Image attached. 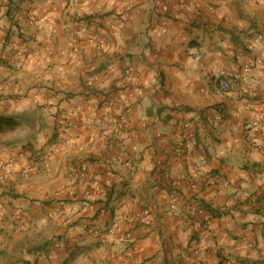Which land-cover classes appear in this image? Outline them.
Listing matches in <instances>:
<instances>
[{
    "label": "crops",
    "instance_id": "1",
    "mask_svg": "<svg viewBox=\"0 0 264 264\" xmlns=\"http://www.w3.org/2000/svg\"><path fill=\"white\" fill-rule=\"evenodd\" d=\"M83 24L101 49L72 43ZM0 36V264H264V0H0ZM197 205L208 239L184 221Z\"/></svg>",
    "mask_w": 264,
    "mask_h": 264
},
{
    "label": "built area",
    "instance_id": "2",
    "mask_svg": "<svg viewBox=\"0 0 264 264\" xmlns=\"http://www.w3.org/2000/svg\"><path fill=\"white\" fill-rule=\"evenodd\" d=\"M242 2H247V0H241ZM28 23H32L33 19L32 16L29 15L28 18ZM83 35H89V38L93 41L94 46L96 48V50H99L102 48L103 46V38L100 37V35L96 32V31H90L89 29V25L88 24H83L81 25L74 33V36L72 38V43H75L81 36ZM13 42H6V40L4 39L3 36H0V50H3L4 47L7 48H12L13 47ZM61 54H64V52H61ZM2 56V55H1ZM200 58V54H197L195 56V59H199ZM16 64H13V66H15ZM250 72H251V66L250 64L246 63L244 65L241 66V68L239 70H236L234 72H227L224 70H219L218 71V75L220 77V88L226 90L229 86V81H245L248 78H250ZM105 109L106 111L110 114V117L108 116V118L106 119V122H112L114 120L113 123V127L117 132H120L123 130L124 125L126 124L127 121V108L123 103V100L121 98H115V99H110L108 101H106L105 103ZM113 118V120H112ZM218 119L221 118V116H217ZM58 126H64L65 128H74L76 127L75 123L72 122L71 120H66L63 117H60L56 120ZM262 127L261 123L259 121L256 120H252L249 121L245 124V129L247 130H259ZM185 128H188V124H185ZM187 137L190 140V142L195 145L196 144V138L195 135L193 134V132H191L190 130H188L187 133ZM258 146L262 145L264 146V139L261 140V142L259 144H257ZM44 159L47 158L46 155L43 156ZM204 162V158H200L198 161V164H201ZM12 165V163L10 161H1L0 162V182H3L5 180L6 177V170L7 168H9ZM30 165H26L24 168V176L27 175V171L30 169ZM86 173V166L83 164L80 166L79 168V176L83 177ZM69 182H72V180H70ZM165 196L169 199L174 198L175 196V192L174 191H168L165 193ZM83 206H86L87 203L86 201H82ZM169 211L171 212H175V206L174 204H170L169 205ZM2 218V211L0 209V219ZM209 219L210 216L209 214L206 212V210L197 205L194 206L193 208H191L187 214L184 217V221L185 224L189 227L192 228V230H194V232H196L197 236L200 239H208L209 238V232H208V224H209ZM28 225V220L27 218L23 215V216H19L17 219V227L19 229H24L26 228ZM118 227V222L114 221L111 226L106 230V233L109 236H113L115 234V231ZM89 232L91 234L96 235L99 230H97L96 228H90ZM122 238L124 239H128L130 238L129 234H122L121 235ZM131 261L130 258H125L124 262L122 264H127ZM224 264H231L230 260H225L223 261Z\"/></svg>",
    "mask_w": 264,
    "mask_h": 264
},
{
    "label": "trees",
    "instance_id": "3",
    "mask_svg": "<svg viewBox=\"0 0 264 264\" xmlns=\"http://www.w3.org/2000/svg\"><path fill=\"white\" fill-rule=\"evenodd\" d=\"M15 123L14 118L9 115L0 114V131L6 127H11Z\"/></svg>",
    "mask_w": 264,
    "mask_h": 264
}]
</instances>
